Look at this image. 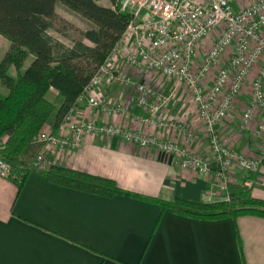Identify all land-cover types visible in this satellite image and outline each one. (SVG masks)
Instances as JSON below:
<instances>
[{
  "label": "crops",
  "instance_id": "0c3cea01",
  "mask_svg": "<svg viewBox=\"0 0 264 264\" xmlns=\"http://www.w3.org/2000/svg\"><path fill=\"white\" fill-rule=\"evenodd\" d=\"M118 64L130 71L122 58ZM131 73L158 91L173 94L162 116L174 125L164 129L143 126L135 116L144 117L147 111L136 106L111 120L178 142L184 141L186 130H193L195 149L210 161L213 173L203 176L182 169L177 158L155 149L102 136H90L76 151L54 153V164L112 178L121 188L148 196L205 202L225 199L229 184H242L245 172L233 167L227 182L215 175L217 166L190 96L158 74ZM103 92L112 102L128 103V90L122 86L108 85ZM249 92L250 81L219 131L228 145L255 155L263 142L254 133L257 122L238 133ZM240 103L243 108L237 111ZM77 117L104 118L100 110L86 104L80 105ZM260 171L264 176V159ZM252 194L264 199V187H254ZM160 215L157 204L63 187L38 171L29 174L18 195L17 184L0 176V264H264L263 217L246 215L236 223L231 218L206 221L166 210L154 231Z\"/></svg>",
  "mask_w": 264,
  "mask_h": 264
},
{
  "label": "built area",
  "instance_id": "2783aa9c",
  "mask_svg": "<svg viewBox=\"0 0 264 264\" xmlns=\"http://www.w3.org/2000/svg\"><path fill=\"white\" fill-rule=\"evenodd\" d=\"M120 1L122 10L131 15V23L62 125L57 130L46 127L39 134L37 141L44 147L34 167L46 170L54 164L51 158L54 153L76 151L90 136H102L175 157L182 169L203 176L212 174L210 161L195 149L193 130H186L184 141L178 142L111 120L136 106L147 111L144 117L135 116L141 125L157 129L174 125L170 118L162 116L173 94L162 93L140 81L132 70L172 80L190 95L202 121L217 166L214 173L219 179L227 182L231 169L236 166L245 172L246 187H264L260 171L264 159V0ZM119 58L130 71L118 64ZM249 81L250 92L238 133H244L257 122L254 133L263 142L255 155L228 145L219 131ZM106 85L126 88L128 103L112 102L103 93ZM82 104L97 108L104 118L77 117ZM12 170L0 157V176L9 178ZM253 174L255 177L250 178Z\"/></svg>",
  "mask_w": 264,
  "mask_h": 264
},
{
  "label": "trees",
  "instance_id": "16d2710c",
  "mask_svg": "<svg viewBox=\"0 0 264 264\" xmlns=\"http://www.w3.org/2000/svg\"><path fill=\"white\" fill-rule=\"evenodd\" d=\"M110 1L111 7L97 0H0V36L10 43L0 61V157L12 166L9 178L17 184L18 195L29 174L38 171L63 187L159 205L161 215L154 231L166 210L206 221L231 218L236 223L246 215L264 218V199L254 197L253 188L243 183L229 184L228 196L220 201L183 197L168 200L123 189L112 178L64 165L52 164L46 170L34 167L44 147L37 141L39 134L46 127L57 130L62 125L132 21L120 0ZM60 5L79 14L89 25L72 45L50 33Z\"/></svg>",
  "mask_w": 264,
  "mask_h": 264
},
{
  "label": "rangeland",
  "instance_id": "374dc122",
  "mask_svg": "<svg viewBox=\"0 0 264 264\" xmlns=\"http://www.w3.org/2000/svg\"><path fill=\"white\" fill-rule=\"evenodd\" d=\"M97 1L99 2V4L104 5V6H110V5L113 6V4L110 2V0H97ZM54 22H55V28L51 29L50 33L53 36H55L58 40H60L61 42L65 43L67 45H72L73 41L76 38H78L79 35L84 30H86L89 26L88 22L85 19H83L79 14L69 12L68 10H66L61 5L58 6V8H57V15L54 19ZM9 47H10V43L5 38L0 36V61L3 59L4 55L8 51ZM31 60H32V58H30L27 61V65H29ZM11 72L16 73V71L13 68L11 69ZM105 87H103L102 90ZM1 89H2V87H0V90ZM184 93L186 94V96L189 95L187 92H184ZM243 104H246V102H244ZM243 104L240 103L239 105H236L237 111H239L241 108H243ZM92 109H97V108H92Z\"/></svg>",
  "mask_w": 264,
  "mask_h": 264
}]
</instances>
